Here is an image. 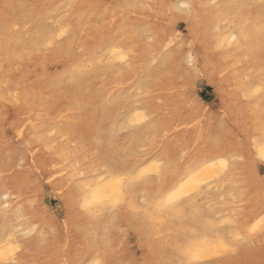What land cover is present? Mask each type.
<instances>
[{
	"label": "rangeland",
	"instance_id": "1",
	"mask_svg": "<svg viewBox=\"0 0 264 264\" xmlns=\"http://www.w3.org/2000/svg\"><path fill=\"white\" fill-rule=\"evenodd\" d=\"M10 2L8 14L0 12V100L12 108L13 100L17 97L26 108L27 116H30L33 123L38 126L34 128L30 125L26 128V138L20 146L24 149L29 142V146L36 148L43 157L50 158L52 162L54 160L74 191H78L73 179L77 166L85 173L92 170L91 168L103 172L105 166L103 161L117 168L139 163L132 169L149 168L154 162L163 161L165 164L163 175L166 176L161 175L162 178L154 175L150 181L131 188L134 196L131 208L127 209L121 205L115 212L108 209L101 222L86 220L88 224L83 221L86 217L81 207L76 205L75 210L79 217L73 225H64L66 211L60 205L63 199L52 189L57 195H51L48 199L56 201V204L47 203L44 195L47 189L41 178L31 187V190L36 192L35 195L29 190L23 191L20 195L12 192L14 199L8 201L9 208L7 210L0 208V228L6 225L16 226L14 229L20 242L19 251L15 253L18 264H34L35 261L45 264L50 256L48 245L52 243L59 230V234L65 237L64 249H73L75 260L79 259L80 262L88 257L83 256L86 242L89 246V256L108 261L109 264H158L162 259H171L178 238L185 235L186 225L192 223L190 214L192 209H189V212L188 207H184L188 213L186 217L183 220L172 217L168 223L166 216L161 220H154L143 212L134 211L133 205L139 208L146 198L151 200L170 189H163L156 195L154 193L166 186L165 179L170 180L180 173L185 161L191 160L188 145L184 142L186 141L184 132L189 130L193 132L191 125L196 121L193 117L199 111L204 112L206 116L198 125L201 137H197L196 147L197 144L201 147L209 144L211 137L213 138L210 129L212 121L215 119L218 125L221 119L228 117L224 93L215 92L211 85L202 79L192 80L187 89H190L191 93L194 91L202 103L186 112L185 118L190 119V124L184 122V116H181L175 129H167L163 122L167 121L168 115L162 100L158 97L146 99L145 95L136 89L139 79L136 75L121 82L120 80L127 74L128 63L121 64L118 59L109 62L107 50H101L90 42L102 32L100 11L107 4L113 5L110 0H100V11L92 13L91 16H87L78 8L80 0H10ZM174 2L172 0L169 5ZM224 2L226 5L237 2L253 5L243 13L249 22L264 19L261 0H217L218 4ZM1 9H4V5L0 0ZM174 14L182 16L180 12ZM148 22L160 27H169L171 32L166 39H170L173 34L175 38L185 36L183 21H172L167 13L150 11ZM247 25V22L243 23V26ZM61 27L67 28L68 31L64 37L53 40L51 47L46 43H40L41 35L44 38L49 33L52 40L53 35L59 32ZM116 40L115 42H119L117 44L121 46L120 50L129 55L127 42L122 41L120 37ZM147 42L150 46L153 39L148 36ZM210 43L211 51L217 49L214 37L210 39ZM20 46L23 49H20ZM158 49L157 55L148 62L150 69L167 60V47L161 46ZM209 56L214 60L212 53H209ZM223 57L225 62L226 57L224 55ZM181 58L186 60V65L191 66L188 55ZM249 62L243 60L245 65ZM249 65L252 67L248 71L261 76L258 60H252ZM225 66L227 72L226 62ZM56 72V78L51 81L49 77ZM148 74L151 72L148 71ZM171 76L176 84L185 78L183 73L179 75L174 73ZM151 86V81L148 80V87ZM157 88L160 94L170 97L171 88L167 83L161 82ZM251 101L252 99L247 100L249 110L258 115L259 110ZM145 110L151 116V120L141 125H132L130 121L135 118V112ZM82 126L88 127V132L84 136L80 135ZM223 133L224 131L217 130L216 139L212 140V143L219 141L218 138ZM37 136L42 137V140L36 139ZM232 160L230 158L228 160L230 165ZM169 164H174L175 167L170 168ZM21 166L19 160L11 163V172L3 178L0 176V190L3 189V184L10 189L5 184V179L12 177ZM36 172L51 177V168L39 166ZM75 179L81 177L77 176ZM54 180L63 179L54 176ZM219 187L218 196L208 202L211 209L216 207L220 212L211 214L210 219L218 221L234 204L232 211L235 208V214L241 220L245 213L243 205L250 201V195L246 192L242 195L240 188L232 187L229 182H224ZM251 187L262 189L264 183L254 180ZM233 199L238 201L235 203ZM30 205L32 211L29 210ZM206 205L202 204L200 208L208 213L211 209ZM19 214L23 215L21 220L30 225L24 223L18 227L22 222L18 219ZM241 221L243 223V219ZM246 226L249 225H245L244 229ZM41 234L44 237L43 244ZM262 243L260 246H264V241ZM252 247L254 246H245L237 255L223 258L222 264H264L262 252L253 257ZM50 252L55 256L58 253L54 249ZM69 260L73 259L61 260V264H70Z\"/></svg>",
	"mask_w": 264,
	"mask_h": 264
},
{
	"label": "bare ground",
	"instance_id": "2",
	"mask_svg": "<svg viewBox=\"0 0 264 264\" xmlns=\"http://www.w3.org/2000/svg\"><path fill=\"white\" fill-rule=\"evenodd\" d=\"M1 1L4 5V9H1L0 12H2V14H8V8L11 7L10 0ZM110 1L113 5L107 4L101 11L100 0H80L79 2L78 8L84 11L87 16H91L92 13L100 11L101 18H99V21L103 26L102 32L90 42L93 46L97 45L101 50H107L110 57L113 55V47H115L117 51H122L120 50L121 46L117 44L119 42H115L117 41L116 38L120 37L122 41L127 42L129 49L127 52L129 53L130 63L127 65V74L120 81L124 82L126 78L132 79V77L136 75L139 77L136 86V89H138L139 92H141L142 86H148V80L151 81V94L145 95V97L146 99L148 97H158L162 100L164 110L168 115L167 121L164 120L163 122L164 127L167 129H175L178 118L181 116H184V122L186 121L190 124V119L185 118L186 112L202 103L200 102L199 97L194 94V91L191 93L190 89H187L192 80L202 79L203 82L211 85L215 92H223L227 99L225 108L228 117L226 116L225 119H221L218 125H216L214 121L215 119L213 120L214 122L212 121L210 129L212 130L213 138L211 137L209 144L203 145L202 147L197 144L196 147V139L197 137H201L198 125H200V121L206 116L204 112L201 113L200 111L193 117V119L196 120L191 125L193 132L190 130L184 132L186 134V141L184 142L187 143V149L191 154V160L188 159L187 161L197 162L203 159H208V162L211 163L212 158L226 159L227 161L230 158L233 159L232 163L231 165L229 164L227 172L219 178L216 177V170L207 169L201 171L198 179L205 180L211 178V183L204 187V191L200 193L195 200L188 201L183 208L188 207L189 211V209L193 210L194 207L200 208L202 204L203 206L206 205V203L209 205L208 201L215 200V197L218 196L219 186L224 182H229L232 187L238 186L242 195L246 192L251 197L250 201H247V203L243 205L245 213L241 216V220L243 219V223L240 220L241 229H244L245 225L250 226V224L256 223L261 218V214H264V188H252L251 182L255 180L264 183V161H260L256 157V149L253 141L259 135V129L264 127V99L247 95L246 86L250 83L259 84L262 77L260 75H255L252 71H248L249 68L251 69L252 67L249 65L251 61L249 64L245 65L243 61L238 58L241 54V50L235 45L229 46L225 44L223 47H219L218 45L229 32L233 31V29H235L236 33H239L244 22L248 23V27L255 29L256 27H259L264 19L249 22L248 17L243 14L242 16H237L235 22H233L229 19V15H223L224 19H229L228 24H223L221 23V16L217 15L213 10H201L198 16L196 14L189 16L186 11L177 10L175 6L184 2V0H173L175 2L172 5H169V2L171 3L172 0ZM194 2L200 3L201 0H194ZM141 4L145 5V7L131 6ZM221 5H226V3L224 2ZM150 11L159 14L167 13L172 21H183L185 25V36L175 38V34H173L170 39H166L167 35L170 34L171 29L167 26L160 27L156 24H150L151 22H148L150 19ZM177 12H180L182 16L174 14ZM229 12V9H223V13ZM230 14L235 15L234 12H231ZM218 25L219 31L217 30ZM58 33L59 32H56L53 37L57 36ZM148 36L153 39L152 45L150 46H148L147 42ZM212 37H214L215 46H217V49L214 50L215 52L210 49V39ZM49 40H51V35L49 36V33H47V36L44 38L42 35L40 37V43L42 44L46 43L48 45ZM176 45H178V47H176ZM161 46H166L168 49L167 60L154 65L152 69L148 68V62L153 60L155 55H157L158 48ZM20 49L23 48L20 46ZM209 53L213 54L214 60L210 59ZM185 55H188V61L189 56L191 55V66L185 64L186 60H182L181 57H184ZM223 55L226 57L225 62L229 69H227V72ZM149 57L150 59H148ZM148 71H150L151 74H148ZM174 73H177V75L183 73L185 76L184 80L179 84L174 83L171 76ZM56 75L57 72L51 75L49 77L50 80H54ZM161 82H165L170 86V97L164 96L158 92L157 87ZM249 99H252L251 103L258 108V115H254L249 110L247 104V100ZM13 102V107L10 108L0 100V176L3 178L11 172L10 165L14 161H23L20 170L12 177L6 178L5 184H7L10 190L15 194L20 195L23 191L29 190L32 195H35L36 192L32 191L31 187L41 178L44 181V187L47 189L44 194L47 203L54 202L56 204V201H49L48 199L51 195L55 194L52 192L53 189L63 199L61 201L62 203L58 202V204L61 203L60 205L66 211L64 225H73L76 218L79 217L75 210L76 205L80 207L78 191L72 189V186H70L71 184L68 183L66 175L62 174L60 166L56 164L54 160L52 162L50 158L43 157L41 152L36 150V148L34 149L32 146H29V142H27V147H24V149L20 146L22 141L26 138V128L30 125L34 128H38V126L33 123L30 116H27L26 108L17 97L14 98ZM169 117L170 120H168ZM54 128H57V126H54ZM21 129H23V131H21ZM57 129H60V127ZM217 130H222L224 133L218 138L220 139L219 141L217 140L215 143H212V140L216 139L215 136ZM87 132L88 127L82 126L80 135L84 136ZM36 139L42 140V137L37 136ZM193 154H195V156H193ZM63 157L62 159L65 158ZM137 164L139 163L131 164L129 167H121L131 170L133 166ZM39 166L51 168V177H47L42 172L37 173L36 171L39 169ZM91 169L92 170H89L86 174L90 177L94 175L99 179V174H102L103 172H98L95 168ZM188 170V165H183L180 173L176 177H173L170 180H164L166 186L160 188L161 190L159 189L158 192H154L155 195L159 194L163 189H171L173 186L179 188L183 180L188 179V176L186 175ZM81 171H83V169H81ZM54 176H57V178L60 177V179L63 180L55 181ZM162 176L166 177L164 175ZM181 177H183V180H181ZM4 187L5 185L3 184V188ZM69 188L71 190H69ZM188 190H191V185H189ZM132 197H134L133 191L130 188L125 197V203L122 204V206L127 209L131 208ZM233 200L235 203L238 201H236V199ZM207 205L206 207L209 209ZM233 205L230 206L227 214L233 212ZM183 208L180 210L181 212H185ZM29 210L32 211L31 205L29 206ZM107 210H103L96 215H90L81 210L86 217L84 218V216H82L84 218L83 221L86 222V220H89L94 223L101 222L100 220ZM219 212L220 210L215 207L211 209L208 214L211 218L213 214ZM22 217V214L18 215L20 221H22ZM166 217L168 222L172 217L179 216L174 212L166 215ZM24 223L30 225L29 223L22 221L19 223L18 227L22 226ZM168 223L167 225H169ZM14 228H16V226L12 225H6L0 228V244L9 243V236H11V243L14 246L19 245L20 248L17 231H15ZM70 230H72V228ZM59 231L56 233V237L52 243L48 245L50 256L45 264H61V260L69 258L74 260H69L68 262H70V264H94V262L97 261V259L89 256V246L87 242L85 243L83 256L88 257L81 262L79 259L75 260L74 250L71 248H65L67 250L64 249L63 242L65 237L63 238L61 234H59ZM90 241L91 240H89V242ZM263 241L264 235L256 234L253 242L254 247L251 249L253 257H256L257 253L260 251L264 255V246H260L263 244ZM137 247L139 248L141 246ZM51 249L58 251L56 256L50 252Z\"/></svg>",
	"mask_w": 264,
	"mask_h": 264
},
{
	"label": "snow or ice",
	"instance_id": "3",
	"mask_svg": "<svg viewBox=\"0 0 264 264\" xmlns=\"http://www.w3.org/2000/svg\"><path fill=\"white\" fill-rule=\"evenodd\" d=\"M131 6L145 7L142 4ZM175 7L177 10L186 11L189 16L193 14L198 16L201 10H213L221 16V23L228 24L229 19L235 22L237 16H242L244 11L253 7V5L239 2L231 5H221L217 3V0H201L200 3H196L194 0H184ZM261 7L264 8V0H261ZM225 8L229 9L230 12L223 13ZM231 12H234L235 15H231ZM223 15H229V19H224ZM217 30L219 31V25ZM67 31V28L61 27L58 35L53 37V40L64 37ZM53 40L48 41V47L53 45ZM225 44L235 45L241 50L238 57L240 60L259 61L262 79L259 84H248L246 89L247 95L264 99V20L255 29L241 26L239 33H236L233 29L218 46L223 47ZM112 51L113 55L109 57V62L118 59L121 64L130 63L128 54L117 51L115 47ZM191 60L190 55L189 62ZM141 93L142 95H150V87L147 85L142 86ZM150 120L151 116L146 110L144 112L136 111L135 118L130 123L135 126ZM253 144L256 149V157L260 161H264V127L259 129V135L253 141ZM103 163L105 166L103 173L99 174V179L94 175L90 177L84 171H81L79 166L73 174L78 189L80 207L90 215H96L107 209H111L113 212L117 211L125 203L128 189L150 181L154 175H163L165 170L163 161L154 162L149 168L131 170L117 168L108 164L107 161H103ZM185 164L188 165L189 169L186 173L188 179L183 180V177H181L183 182L179 188L173 186L163 195H158L151 200L146 198L141 207L137 208L133 205V210L143 212L154 220H161L164 216L175 212L183 220L188 214L186 211H180L183 206L188 201L195 200L204 191V187L211 183V179H198L201 171L216 170V177L219 178L229 168L226 159L216 158H212L211 163L208 162V159H203L197 162L185 161ZM168 167L174 168L175 165L169 164ZM77 176L81 179H75ZM189 185H191V190H188ZM12 199H14V196L10 189L5 186L0 190V208L7 210L9 208L8 201ZM221 200H223V196H221ZM209 209H211V205H209ZM190 214L192 223L186 225L185 235L178 238L172 258L169 260L162 259L158 264H222L223 258L237 255L245 246H253L257 233L264 235V214H261V218L256 223L246 226L245 229L240 227V219L235 214V208L231 214H223L218 221L210 219L209 214L199 207H194ZM29 232H31V228ZM11 239V236H9V243L0 244V264H18L15 253L19 251V245L14 246ZM43 242L44 237L41 234V244ZM34 264H40V262L35 261ZM94 264H109V262L101 259L95 261Z\"/></svg>",
	"mask_w": 264,
	"mask_h": 264
}]
</instances>
